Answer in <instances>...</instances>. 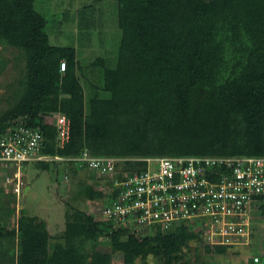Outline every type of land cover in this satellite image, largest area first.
<instances>
[{"label":"trees","instance_id":"1","mask_svg":"<svg viewBox=\"0 0 264 264\" xmlns=\"http://www.w3.org/2000/svg\"><path fill=\"white\" fill-rule=\"evenodd\" d=\"M115 1V60L102 55L83 65L74 45L52 44L37 0H0V50L16 51L11 58L0 52V75L11 61L19 69L3 95L0 136L17 127L40 130L41 154L50 159L32 162L63 168L78 187L65 201V225L52 234L47 220L17 210L14 184L9 192L0 185V264H115V254L121 264L149 257L193 264L185 259L193 241L207 254L235 248L209 244L185 220L138 234L98 218L77 202L105 193L99 180L91 182L95 171L83 175L89 168L75 158L84 151L126 158L116 166L120 179L145 169L149 157H264V0ZM57 113L70 120L64 147L57 127L45 122ZM258 200L264 215V196ZM104 243L110 251L100 249ZM195 264L204 263L198 257Z\"/></svg>","mask_w":264,"mask_h":264},{"label":"built area","instance_id":"2","mask_svg":"<svg viewBox=\"0 0 264 264\" xmlns=\"http://www.w3.org/2000/svg\"><path fill=\"white\" fill-rule=\"evenodd\" d=\"M66 67V61H61V71ZM45 122L57 127L58 144L64 147L71 136L69 118L57 113L46 116ZM43 140L40 130L25 127L1 135L0 163L19 167L26 162L50 159L41 154ZM75 159L107 183L100 185L105 197L95 200L99 203L94 206L98 218L111 219L115 225L132 228L138 234L158 226L168 230L185 220L191 230L201 232L211 245L248 244L252 205L264 196V157H149L142 159L145 169L124 174L120 179L116 178V166L126 158L92 156L84 151ZM6 180L14 182L17 194L25 188L19 168ZM114 193L116 196H112ZM258 263L261 264V258L253 257V264Z\"/></svg>","mask_w":264,"mask_h":264},{"label":"rangeland","instance_id":"3","mask_svg":"<svg viewBox=\"0 0 264 264\" xmlns=\"http://www.w3.org/2000/svg\"><path fill=\"white\" fill-rule=\"evenodd\" d=\"M37 8L48 18V24L53 28L52 44L74 45L78 59L83 65L102 55H110L112 60H115L121 33L115 0H37ZM0 52L5 58H11L16 54V51L10 47L6 50L1 48ZM18 70L11 61L6 71L0 75V111L7 107L3 95H8V86L18 77ZM0 166L3 169L0 172V185L6 187V191L11 190L6 176H12L18 168L26 185V189L18 195L17 210L19 211L23 206L29 214L47 220L52 234L61 231L65 225L67 210L65 201L71 199L76 189L78 190L76 181L65 179L63 168L56 170L52 163L48 168L39 166L38 162H29L19 167L14 164ZM92 171L89 169L82 174L86 175ZM97 176L91 182L99 179ZM99 180L101 186L107 185L103 180ZM96 204L99 203L95 200L77 202L81 208L92 213L96 211H94ZM11 205L15 204L11 203ZM251 216L253 235L248 244L229 249L227 254H207L203 245L193 241L190 243V248L185 251V259H189L193 264L198 257L204 264H247L249 257L259 255L264 258V215L259 204L254 206ZM99 217L103 216L99 215ZM100 249L110 251L107 243L101 245ZM113 258L115 264L122 263L120 254H115ZM137 264H157V261L149 257L146 261L139 260Z\"/></svg>","mask_w":264,"mask_h":264},{"label":"crops","instance_id":"4","mask_svg":"<svg viewBox=\"0 0 264 264\" xmlns=\"http://www.w3.org/2000/svg\"><path fill=\"white\" fill-rule=\"evenodd\" d=\"M262 202H260V201H256L253 205H252V207H253V209H254V206H256L257 204H259L260 205V208H261V206H262V204H261ZM264 203V202H263ZM252 234H253V227H252ZM251 234V235H252ZM248 264V263H247Z\"/></svg>","mask_w":264,"mask_h":264},{"label":"water","instance_id":"5","mask_svg":"<svg viewBox=\"0 0 264 264\" xmlns=\"http://www.w3.org/2000/svg\"><path fill=\"white\" fill-rule=\"evenodd\" d=\"M247 261H248V264H253V258H252V257H249V258L247 259Z\"/></svg>","mask_w":264,"mask_h":264},{"label":"clouds","instance_id":"6","mask_svg":"<svg viewBox=\"0 0 264 264\" xmlns=\"http://www.w3.org/2000/svg\"><path fill=\"white\" fill-rule=\"evenodd\" d=\"M23 189H26V185H25V188H23ZM23 189H22V190H23ZM22 190H21V192H22ZM18 195H20V193H19ZM247 263H248V261H247Z\"/></svg>","mask_w":264,"mask_h":264}]
</instances>
